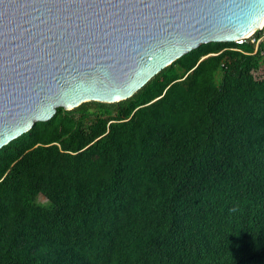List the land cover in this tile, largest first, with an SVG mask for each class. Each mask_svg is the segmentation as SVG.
Here are the masks:
<instances>
[{
	"label": "trees",
	"instance_id": "trees-1",
	"mask_svg": "<svg viewBox=\"0 0 264 264\" xmlns=\"http://www.w3.org/2000/svg\"><path fill=\"white\" fill-rule=\"evenodd\" d=\"M263 64L205 42L3 145L0 264H264Z\"/></svg>",
	"mask_w": 264,
	"mask_h": 264
},
{
	"label": "water",
	"instance_id": "water-1",
	"mask_svg": "<svg viewBox=\"0 0 264 264\" xmlns=\"http://www.w3.org/2000/svg\"><path fill=\"white\" fill-rule=\"evenodd\" d=\"M263 17L264 0H0V148L60 106L126 99Z\"/></svg>",
	"mask_w": 264,
	"mask_h": 264
},
{
	"label": "built area",
	"instance_id": "built-area-1",
	"mask_svg": "<svg viewBox=\"0 0 264 264\" xmlns=\"http://www.w3.org/2000/svg\"><path fill=\"white\" fill-rule=\"evenodd\" d=\"M255 34L252 33L251 35L249 36H245V37H240L238 39H236L235 41L238 42V43H244L246 41H251V42H254L256 44V47L258 45V43L260 42V40L263 38V35L261 37H255L254 36Z\"/></svg>",
	"mask_w": 264,
	"mask_h": 264
},
{
	"label": "rangeland",
	"instance_id": "rangeland-1",
	"mask_svg": "<svg viewBox=\"0 0 264 264\" xmlns=\"http://www.w3.org/2000/svg\"><path fill=\"white\" fill-rule=\"evenodd\" d=\"M256 32V31H255ZM254 32V33H255ZM262 39H264V33H263V38ZM263 67H264V64H263ZM264 68H262V70H263ZM39 199L41 200V201H45L46 200V198H45V196L43 195V194H40L39 195Z\"/></svg>",
	"mask_w": 264,
	"mask_h": 264
},
{
	"label": "bare ground",
	"instance_id": "bare-ground-1",
	"mask_svg": "<svg viewBox=\"0 0 264 264\" xmlns=\"http://www.w3.org/2000/svg\"><path fill=\"white\" fill-rule=\"evenodd\" d=\"M263 21H264V17L261 18V21H260V23H259V26L263 24Z\"/></svg>",
	"mask_w": 264,
	"mask_h": 264
},
{
	"label": "clouds",
	"instance_id": "clouds-1",
	"mask_svg": "<svg viewBox=\"0 0 264 264\" xmlns=\"http://www.w3.org/2000/svg\"><path fill=\"white\" fill-rule=\"evenodd\" d=\"M262 29H263V28H262ZM261 40H262V39H261ZM261 40H260V41H261Z\"/></svg>",
	"mask_w": 264,
	"mask_h": 264
}]
</instances>
